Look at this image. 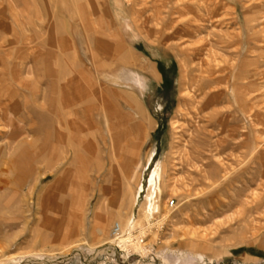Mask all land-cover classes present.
<instances>
[{
    "label": "rangeland",
    "instance_id": "374dc122",
    "mask_svg": "<svg viewBox=\"0 0 264 264\" xmlns=\"http://www.w3.org/2000/svg\"><path fill=\"white\" fill-rule=\"evenodd\" d=\"M100 89L143 112L130 176L74 121ZM0 264H264V0H0Z\"/></svg>",
    "mask_w": 264,
    "mask_h": 264
},
{
    "label": "bare ground",
    "instance_id": "6f19581e",
    "mask_svg": "<svg viewBox=\"0 0 264 264\" xmlns=\"http://www.w3.org/2000/svg\"><path fill=\"white\" fill-rule=\"evenodd\" d=\"M119 56L121 57V55H119ZM119 60L121 61V63L126 64V66L133 64L130 62V60H128L127 56H124V54H123V57L120 58ZM206 73H208L209 75L211 74V76H212V73H214L210 69L209 65L206 67ZM84 78H85V81L88 83V85H87L88 88L93 89L95 86L93 81L90 78H88L86 75ZM100 86H102V85H100ZM75 89H77V91H78V88H75ZM71 91H72V89H71ZM68 92H69V94L71 93L70 90ZM78 94H79V92L76 95H78ZM91 95L93 97L94 93H92ZM61 97H60V99L63 98V97L62 98ZM64 97H65V95H64ZM71 97H73L72 94H71ZM94 98H96V100H97L96 102H99V104H94L92 102V104L89 106V108L86 109L85 111L83 110L84 108L77 111V114L76 115L74 114L76 116V119H74V118L73 119L75 122H78L79 125L86 123V120L91 122V124L93 123V125L94 124L97 125V128H98L97 133L100 135V138L102 139V144L105 145V148H106V145L108 146V143L110 144V151H109V155L107 158H108V164L110 163L111 170H113L114 167L118 166V167H121V170H123L128 176H130L134 166L136 165L138 153L140 151V148L142 146V142H143L145 134H146L145 122H144V118L142 117V114H141L143 112L140 113L139 108H138L139 110H136V107H135L136 104L133 102L132 98L130 99V96L128 97L126 95L120 94L118 92H115V90L111 91V90L100 89L98 95L94 96ZM211 98H212V96H211ZM213 99H214V96H213L212 100ZM63 100H65V98ZM80 100L81 99H79V101ZM81 101H84V100H81ZM60 102H62V101H60ZM65 105H67V104H64V106ZM77 107L81 108V106H79V105ZM82 107H84V106H82ZM123 108L135 109L136 111H135V113L126 112V114L123 115ZM52 110H53L52 114H53L54 120H55L53 133H54L55 141H56L55 147L53 149H56L57 146L64 145V144H67V147L68 146L72 147V143L70 142V140L67 139L65 141V139H64L65 138L64 134L70 136V133H71V127H70L69 120L68 121L65 120L67 110L64 111L60 105H56L55 107H53ZM71 111H69L68 113H70ZM89 114H92V118L90 117L91 115H89ZM120 116H123L125 119L124 120L120 119L121 118ZM211 117H213V116H211ZM131 121H133V123L130 126L128 125L129 126V128H128L127 124H128V122H131ZM73 125H74V123H73ZM124 127L126 129V131H125L126 134L122 138L119 136L117 129L124 128ZM80 131H81V129H80ZM131 131H132V133H131ZM81 134H83V132ZM87 135H88V133H87ZM71 139H73V135H72ZM82 140L84 141V138H82ZM75 152L73 150L70 152H67V153H69V155L67 154L68 157L70 158L72 155H75V154L77 155V153H75ZM186 155H188V153H186ZM153 157H154V153H151L150 157L147 160L146 166L150 165ZM115 170H116V168H115ZM159 176H160L159 167H156V169L152 173L150 180H149V194L147 197L148 211L146 212L147 218L150 214V211L153 210V204H154L155 198L157 196V192H158L157 186H158ZM151 214H152V212H151ZM132 229H134V227L133 228H132V226L130 227V224H129V228H127L125 230V233L131 232ZM128 241L126 239L123 240L124 243H126ZM137 244H139V243H137Z\"/></svg>",
    "mask_w": 264,
    "mask_h": 264
},
{
    "label": "built area",
    "instance_id": "2783aa9c",
    "mask_svg": "<svg viewBox=\"0 0 264 264\" xmlns=\"http://www.w3.org/2000/svg\"><path fill=\"white\" fill-rule=\"evenodd\" d=\"M174 201L172 200L171 202H169L170 206L174 205ZM112 239H113V243L115 245H119L116 246V249L121 250V248H124V246L127 248L130 246V243L128 240H132L135 241L137 243H143L144 239L142 236H140L139 234H137V232L131 231L128 233L123 232V229L121 228V226L119 224H115L113 230H112ZM126 239L128 242L124 243L123 240Z\"/></svg>",
    "mask_w": 264,
    "mask_h": 264
}]
</instances>
